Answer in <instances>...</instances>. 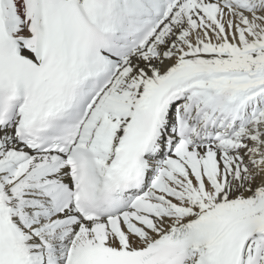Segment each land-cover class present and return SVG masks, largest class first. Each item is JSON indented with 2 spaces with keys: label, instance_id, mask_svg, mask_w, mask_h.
Here are the masks:
<instances>
[{
  "label": "snow or ice",
  "instance_id": "1",
  "mask_svg": "<svg viewBox=\"0 0 264 264\" xmlns=\"http://www.w3.org/2000/svg\"><path fill=\"white\" fill-rule=\"evenodd\" d=\"M0 264H264V0H0Z\"/></svg>",
  "mask_w": 264,
  "mask_h": 264
}]
</instances>
